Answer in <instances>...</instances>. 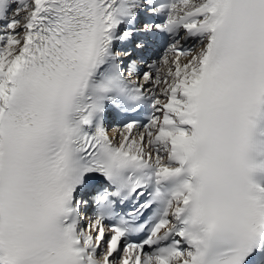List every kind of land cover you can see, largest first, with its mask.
Returning a JSON list of instances; mask_svg holds the SVG:
<instances>
[{"label": "snow or ice", "instance_id": "6c2138e0", "mask_svg": "<svg viewBox=\"0 0 264 264\" xmlns=\"http://www.w3.org/2000/svg\"><path fill=\"white\" fill-rule=\"evenodd\" d=\"M0 264H264V0H0Z\"/></svg>", "mask_w": 264, "mask_h": 264}, {"label": "bare ground", "instance_id": "6f19581e", "mask_svg": "<svg viewBox=\"0 0 264 264\" xmlns=\"http://www.w3.org/2000/svg\"><path fill=\"white\" fill-rule=\"evenodd\" d=\"M110 134H113V133H112V130L110 131Z\"/></svg>", "mask_w": 264, "mask_h": 264}]
</instances>
